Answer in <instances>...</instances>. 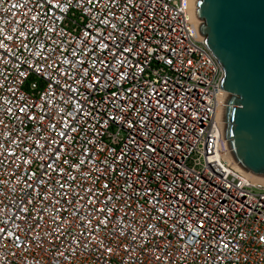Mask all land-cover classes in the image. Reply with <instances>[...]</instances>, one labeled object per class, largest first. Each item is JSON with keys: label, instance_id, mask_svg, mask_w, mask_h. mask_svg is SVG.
I'll return each instance as SVG.
<instances>
[{"label": "built area", "instance_id": "1", "mask_svg": "<svg viewBox=\"0 0 264 264\" xmlns=\"http://www.w3.org/2000/svg\"><path fill=\"white\" fill-rule=\"evenodd\" d=\"M193 9L0 0V264H264Z\"/></svg>", "mask_w": 264, "mask_h": 264}, {"label": "water", "instance_id": "2", "mask_svg": "<svg viewBox=\"0 0 264 264\" xmlns=\"http://www.w3.org/2000/svg\"><path fill=\"white\" fill-rule=\"evenodd\" d=\"M195 15L223 70L227 147L239 167L264 178V0H196Z\"/></svg>", "mask_w": 264, "mask_h": 264}, {"label": "bare ground", "instance_id": "3", "mask_svg": "<svg viewBox=\"0 0 264 264\" xmlns=\"http://www.w3.org/2000/svg\"><path fill=\"white\" fill-rule=\"evenodd\" d=\"M190 2H196V0H190ZM194 12H195V11H194V9H193V13H194ZM195 23H196V25H197V24H198V21H195ZM226 146H227V142L224 141L223 144H222V149L226 148Z\"/></svg>", "mask_w": 264, "mask_h": 264}]
</instances>
